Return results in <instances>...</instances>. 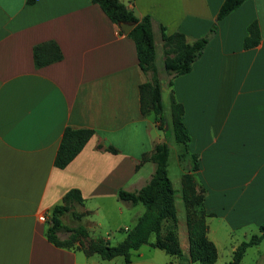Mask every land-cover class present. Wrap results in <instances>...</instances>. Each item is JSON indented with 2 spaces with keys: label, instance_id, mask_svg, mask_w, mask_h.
I'll list each match as a JSON object with an SVG mask.
<instances>
[{
  "label": "crops",
  "instance_id": "1",
  "mask_svg": "<svg viewBox=\"0 0 264 264\" xmlns=\"http://www.w3.org/2000/svg\"><path fill=\"white\" fill-rule=\"evenodd\" d=\"M120 1L193 43L209 35L225 0ZM254 22L261 41L246 50ZM49 41L59 45L63 60L36 69L34 46ZM149 80L134 41L92 0H0V264H126L123 257L87 255L80 243H50L52 210L79 190L84 201L65 216L75 218L68 226L84 225L88 240L120 245L146 208L121 202L118 192L147 185L155 165L141 159L165 141L170 154L176 143L192 162L198 156L195 177L201 179L207 236L218 258L220 235L247 238L251 227L264 224V0H246L217 22L193 70L172 79V86L163 80L165 110L172 97L184 108L187 145L170 142V126L161 129L153 116L142 115L139 89ZM67 128L95 134L73 162L58 169L54 162ZM110 146L118 153L107 151ZM113 230L125 233L115 245ZM179 241L183 252L189 249L180 233ZM237 247L231 244L228 264ZM145 248L154 249L132 251V264L153 263ZM240 264H264V239Z\"/></svg>",
  "mask_w": 264,
  "mask_h": 264
},
{
  "label": "trees",
  "instance_id": "2",
  "mask_svg": "<svg viewBox=\"0 0 264 264\" xmlns=\"http://www.w3.org/2000/svg\"><path fill=\"white\" fill-rule=\"evenodd\" d=\"M245 1L225 0L209 35L189 43L184 34L180 32L167 34L165 28L156 23L152 17H138L120 0H92L117 26L122 23L135 25L128 37L135 43L140 68L150 77V80L142 84L139 89L143 116H153L159 125L165 124L166 121L162 98V70L157 65L158 43H162L166 51L163 68L166 75L171 78L168 83L169 86H172V79L189 74L193 70V65L202 56L210 36L217 30V22L239 9ZM248 32L249 36L244 40L246 50L258 46L261 41V31L257 22L249 26ZM121 33H123L122 30ZM33 58L35 68L41 69L62 61L63 53L56 42L49 41L34 46ZM170 111L174 139L179 144L187 145L191 141V137L183 122L184 108L174 97L171 98ZM94 134L95 132L90 129L67 128L63 133L55 158V167L65 169L82 152ZM107 151L118 153L112 146L108 147ZM169 156L168 142L158 144L151 154L144 155L141 159V164L152 162L155 165L154 174L147 185L134 192L125 189L119 190L118 198L121 202L133 206L143 204L146 208L137 225L128 233L127 238L120 245L111 246L109 242L104 240H88L90 236L84 225L68 226L65 224L64 217L71 214L76 205L83 204V197L77 189L69 191L64 198V203L53 208L50 226L46 234L48 241L59 248H73L76 243H80V248L87 255L98 253L103 260L123 257L126 264H132V251L139 250L146 245L182 260L184 252L175 229L177 223L176 191L169 178ZM193 163V171L197 172L199 170L197 155L193 156ZM190 179L192 178L189 176L183 178L185 192ZM188 192L189 196L185 198L189 210V252L186 260L189 264H216L218 250L207 236V224L203 210L204 197L202 195L201 198L197 199L193 187ZM197 203H200L202 211L200 219L190 211L191 207ZM170 220L174 222L175 225L173 226L175 227L170 228L164 235V223ZM61 235H66V237L61 238ZM152 236H155V241H151ZM263 239L264 224L260 226L259 234L253 235L248 241L241 243L236 248L230 264H240L246 251L260 244ZM85 241L88 243L86 244Z\"/></svg>",
  "mask_w": 264,
  "mask_h": 264
},
{
  "label": "rangeland",
  "instance_id": "3",
  "mask_svg": "<svg viewBox=\"0 0 264 264\" xmlns=\"http://www.w3.org/2000/svg\"><path fill=\"white\" fill-rule=\"evenodd\" d=\"M166 57V51L165 48L163 47V44L159 42L158 44V57H157V64H159L160 69L162 70V79L165 82H169L170 81V77L168 75H166V73L164 72V68H163V64H164V59ZM160 60V63H158ZM163 80L162 83L164 82ZM165 108V107H164ZM164 117L165 119L169 118V122L167 123V120L165 121V124L163 125H159L158 126L160 128H164L165 130L169 129L170 126V131L171 134L170 136H168V139L170 142H173L174 136L172 133V124L171 123V111H164ZM169 135V134H168ZM192 159L191 157L187 158L185 157V155L183 154V147L182 145H178L176 143L173 144V148L171 149V154L169 157V162H168V173H169V178L172 181V183L174 184L175 188L177 190L176 191V210H177V223L176 225L174 224V222L172 220L170 221H166L164 223V227H163V234L165 235L167 233V231L170 228L175 227L176 232L178 234L179 237V233L184 236V241L185 243L189 245V240H188V214H189V210L187 207V204L185 203V198H187L189 196V190L191 187L194 188L195 190V194H196V198L199 199L202 196V189L200 186V181L201 179L196 176V172L193 171V167L189 168V165H192ZM194 166V165H193ZM184 176H189L192 179H190V183H187V188H186V192L185 189L183 187V178ZM188 192V193H187ZM191 212H193L194 215H196V217H198L199 219L202 217L201 216V207H200V203H197L194 207H191ZM125 219L128 220V217H125ZM117 221V220H116ZM64 222L67 225H73L75 222V218H73V216H68L64 218ZM128 225V224H127ZM175 225V226H173ZM251 229H253V231L256 232H248L250 233L249 236L243 237L242 234L238 233V235H234L233 238H226V236L224 235L222 237V235H220V240H218L217 245H218V249L220 252L219 258L216 262V264H228L231 256L229 253V249L231 244H238V246L245 242L248 241L251 236L255 235V234H259V228H254L251 227ZM249 230V229H248ZM253 233V234H252ZM111 237L113 238L111 244L115 245V241H119V239H121L125 233H121L119 231H115L113 230V232H110ZM66 235H62V238H65ZM116 239V240H115ZM152 241H155V236H152L151 238ZM180 242V241H179ZM181 245V244H180ZM144 254H146L145 259H150L153 263L150 264H189L186 260V257L188 255L189 249L185 248L184 251V258L182 260L175 258V257H170L168 255H166L163 251L160 250H156V249H151V248H145L143 249ZM233 259V257H232ZM121 260V259H120ZM140 260H142L141 258H139L138 256L134 257V261L135 262H139ZM191 264H199V263H191Z\"/></svg>",
  "mask_w": 264,
  "mask_h": 264
},
{
  "label": "water",
  "instance_id": "4",
  "mask_svg": "<svg viewBox=\"0 0 264 264\" xmlns=\"http://www.w3.org/2000/svg\"><path fill=\"white\" fill-rule=\"evenodd\" d=\"M134 27L135 25H131V24H124V23L120 24V28L125 35H128Z\"/></svg>",
  "mask_w": 264,
  "mask_h": 264
},
{
  "label": "built area",
  "instance_id": "5",
  "mask_svg": "<svg viewBox=\"0 0 264 264\" xmlns=\"http://www.w3.org/2000/svg\"><path fill=\"white\" fill-rule=\"evenodd\" d=\"M40 220H41L42 222H45V217L41 216V217H40Z\"/></svg>",
  "mask_w": 264,
  "mask_h": 264
}]
</instances>
